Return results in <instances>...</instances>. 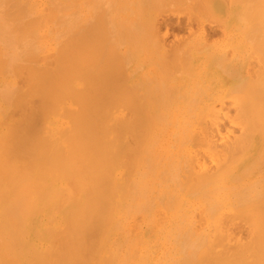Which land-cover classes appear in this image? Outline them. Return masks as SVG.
<instances>
[{"label":"bare ground","instance_id":"1","mask_svg":"<svg viewBox=\"0 0 264 264\" xmlns=\"http://www.w3.org/2000/svg\"><path fill=\"white\" fill-rule=\"evenodd\" d=\"M96 1H93L94 6ZM175 1L179 3L178 0ZM149 2H155L161 6L163 3L168 4L170 0H166L167 3L165 0L160 2L149 0ZM171 2L174 1L171 0ZM85 3L89 2L86 0H0V264H26V257H22L21 254L20 257L15 249L18 246L28 247L31 244L36 245V248L46 245L49 249L55 244L63 250H88V252L95 251L97 248H103V250L108 248L109 250L110 247L119 246L138 247V250H141L139 247L159 248V251H161L160 248L165 250L187 248L207 252L217 249L220 252L226 249L228 251L236 249L237 252H246L245 257L248 264H264V103L261 100L262 87L260 91H257V95H254L258 96V92L259 95L261 93L262 96H258L260 100L251 95L255 92L249 91L250 96L256 100L255 104H252L253 101L250 102L249 98L250 101L245 100L248 101L247 103L240 101L248 94V91L240 90L242 86H245L243 83L239 89L236 88V91H233L234 93L230 92L234 94L235 98L232 97L231 101L235 104H226L233 102L230 99L228 102L222 100V96L220 99L224 103L220 100L218 101L221 103L215 100L220 104L213 103L214 101L205 102V99L197 97L202 89L194 97L190 91L192 99L188 100L192 101L191 103L190 101L170 103L168 101L170 92L168 93L166 88L163 92L166 91L168 95L165 96V93H162L165 97L161 98L159 92L163 88L161 89L160 85H158L159 88L153 89L149 86L150 91L147 89L150 93L155 90L156 94L160 95L159 99L155 98L158 102L150 98L151 95H148L149 98L145 97L142 91L141 95H138L140 91L135 93L138 95L137 99L136 95L127 92L128 90L123 89L122 91L121 89L125 87L121 86L120 89L119 81H115V77L119 75H114L111 70V72L108 70L111 69L109 67H113L114 57L122 53L114 57V54L112 56H109L110 53L105 54L108 56L107 59L113 57L112 60L110 58L112 65L104 69L109 63L102 64L100 67L98 64L96 65L98 70L95 67L96 72L91 70L95 69L90 65L91 51L92 54L95 52V56L92 55L95 61L91 63L94 66V62L98 63L105 58L104 53L108 48L103 47L107 42L101 45L102 35L106 32L105 27L102 29L105 32H101L102 27H99L101 18L104 19L106 16H102L101 13L102 17L95 18L97 21L94 20L95 28L88 25L90 26V31H88L86 25L90 17L85 19L86 22L88 21L86 25L84 17L88 15L87 9L90 4H87L89 7L86 8ZM100 4L96 6L99 7ZM202 5L207 7L206 4ZM120 8L115 12L118 11L119 14ZM166 8L168 7L164 10ZM151 9H153L152 5ZM138 10L142 9L138 8L136 11ZM98 11L95 14L99 13ZM111 11H113L111 15L116 17L114 10ZM248 11L250 9L245 11L246 15ZM121 13L120 15L123 16L121 19L129 20L130 16L126 19L125 14ZM141 13L139 11V14ZM157 13L159 14V8ZM250 14L248 13L251 22L254 13L250 11ZM193 15L191 17H194ZM94 16L93 14V18ZM132 17L129 22L133 21ZM138 18L136 19L139 20ZM110 19L108 26H113L110 23L114 19L112 17ZM253 19L255 21L256 18ZM118 20L119 18L115 19L117 23L124 22ZM190 20L186 23L180 21L172 25V29L176 27L182 29L185 24L188 27ZM90 21L93 22V20ZM157 21L153 22L155 26L160 22L159 19ZM126 23L122 26L130 24ZM159 24L160 27L157 25L159 28L155 26L154 28L159 29L160 33L156 31L155 34L158 32L160 38L155 37L162 40L165 46L167 42L166 37L163 38L164 30L161 33L160 29L165 28L167 24ZM130 25L127 27L130 28ZM161 25H164L163 28ZM254 25L251 29H254ZM143 27L140 28L143 29ZM117 28H115L116 31ZM91 29L95 30V33L93 32L94 47H92L94 41L91 40L93 31ZM112 31L110 35H116L114 30ZM244 31L242 33H246V37H249L248 31ZM124 32L126 33V30H122L121 34ZM107 35L103 39L110 42L111 38L109 36V40ZM138 35L135 34V37L137 38ZM167 35L168 33L165 36ZM147 39L149 40V37ZM208 42L210 43L211 40ZM263 42L264 40L261 41V47L264 46ZM212 45L210 43L209 46ZM245 46L248 45L245 44ZM189 47L187 49H193L194 45ZM92 48H95V51ZM100 48L101 51L105 49L104 58L102 54L99 58ZM111 48H108V52ZM166 48L169 49L166 50L167 52L174 49ZM162 49L163 53L165 49L163 51ZM180 49L177 48L175 53L172 51L169 53L176 55ZM128 50L126 49L125 53ZM189 50L186 51L188 54L191 52ZM261 50L260 56L261 54L263 56L264 49ZM130 51L133 50L130 49ZM227 51L232 54L230 48ZM173 54L170 55V60ZM122 58L124 59V56ZM256 59L255 57L253 59L255 63ZM227 60L228 58L221 59L224 63ZM248 60L250 61L251 58ZM262 60L263 58L259 57L260 66H264ZM206 61H208L207 58ZM246 66L252 71L253 67L251 68L249 63ZM164 69L163 67L161 70ZM129 71L130 69L125 70L126 73ZM225 71L224 73H228ZM120 72L123 73V70ZM253 72L255 71L253 70L251 75ZM231 73L234 74L228 73V75H235V72ZM256 73H254L255 76ZM131 74L126 75L132 76ZM244 75L246 76L242 73V76ZM248 76L250 77V73ZM257 77L252 78L254 83L257 82ZM137 80L139 83L140 79ZM134 83L136 84L135 81ZM246 83L249 85L248 82ZM258 85L256 84V87ZM128 88H130L129 85ZM132 89L134 90L135 86ZM172 90L170 91L177 93V89ZM185 91L183 88L181 92L186 95ZM241 92L244 93L242 95L244 98L241 96L242 99L239 98ZM230 93L227 94V99L229 95H232ZM200 94L202 95V92ZM142 95L148 98V103L138 101L139 96L144 100ZM175 95L178 97L177 94ZM214 96L211 97L216 99ZM188 97L189 95L183 98L186 100ZM177 99L174 101H178ZM234 99L240 102L237 103ZM237 224L246 227L245 239L238 235L240 233L234 232ZM21 234L24 238L26 234L42 236L52 234L58 235L57 238L60 235V239L54 236L57 240H52L55 242L51 245L49 239L45 240L48 241L45 244L44 241V243L39 242L33 237L28 238L29 240L21 239ZM61 235H63L62 238ZM41 239L44 240V238ZM215 252L217 256V251ZM227 254L225 253L223 256L226 255V257L223 258L230 263L234 260L231 258L233 255L227 256ZM79 256H85L81 254L76 256L79 260L81 259L82 264L83 260ZM236 256L235 260L239 261ZM86 257L83 259L89 261ZM189 257L187 255L185 258L189 259ZM72 258L74 259L73 256ZM61 259L59 258L58 261L60 264L67 262ZM78 259L76 263L79 264ZM220 260L224 261L222 258ZM220 260L217 259V261ZM38 263L41 264L40 261Z\"/></svg>","mask_w":264,"mask_h":264},{"label":"rangeland","instance_id":"2","mask_svg":"<svg viewBox=\"0 0 264 264\" xmlns=\"http://www.w3.org/2000/svg\"><path fill=\"white\" fill-rule=\"evenodd\" d=\"M85 1V0H84ZM86 1H88L89 3H85L86 4V8L87 7H91V9H90V7L87 9L89 12H87V16L86 17H84V23H85V25L87 24V22L89 21V23L86 25L87 26V28H88V31H90V29H89V27L90 26H88V25H92V27H94L95 26V24H96V22H94V20L95 21H97L96 19L98 18V17H102V16H106V18L104 17V19H103V17L101 18V26H99V27H102V28H100L101 30L102 29H104L103 27H105V30H106V32H109V33H106L105 32V30L103 31H101V32H105V33H103V38H106V35H107V38L110 40V38H111V40H110V42L107 40V41H105L106 39H103L102 38V44L101 45H103L105 42H107V43H105V45H103V47L106 49V47H108V48H111V47H113V48H111V49H109V52H108V48L106 49V51H105V53H104V50L105 49H102V51H101V48H100V56H99V58H101V54L103 55V53H104V55L106 54V55H108V53H110L109 54V56H112L113 54V57L114 56H117V55H119V54H121L122 55V57L124 56V59L121 57V55H119V56H117V57H119L118 59H117V57H114V59L112 60V58L113 57H110L111 58V60H112V63H114V64H116V66H118V67H116L114 64L112 65V63H111V60H110V58L109 59H107L108 58V56H106L105 55V58H104V55H103V57L102 58H104L105 59V61H104V59L102 60L101 59V61L100 62H94L93 64H94V66L91 64L93 61H95V59H94V57L92 56V55H94L95 56V52L92 54V51H91V63H90V65L92 66V68L94 67H96L97 68V70H98V67L96 66V65H98V64H100L99 65V67L100 66H102V64H104V65H107V63H109L108 64V66H103L104 67V69H107V67H109V65L111 66H115L114 68L116 69H114V71L112 70V68L113 67H109V68H111V69H108L109 71L111 70L112 72H113V74L114 75H119V76H117V78L115 77V81H119L118 83H120L119 85V88L121 89L122 87H125V88H122L121 90L122 91H126V90H128L127 92H129V93H131V94H134V96L137 94V93H139V91L141 92H143V95L145 96V97H148V95H151V96H149L150 98H154V100L156 101V102H158V100L157 99H159L160 98V95H161V98H163L164 99V97L166 96V95H168L167 94V92L165 91V92H163L165 89L164 88H166V90L168 91V93H169V95L172 97H170L169 95H168V98H169V102L170 103H176V102H183V103H188V101H190L191 99H192V97H194L195 95H196V93L198 94V91L200 90V89H202L201 91H199L200 93L202 92V95L199 93V95L197 96V97H199L200 96V98H202V99H205L204 101L205 102H211L212 103V101H214L213 103H216V104H220L221 102L220 101H222L223 99H224V101L225 100H227V102L229 101V99H230V101L232 100V97H234L233 95V91H236V88H240L241 87V84L243 83V85L245 84V86L247 87H245V86H242L241 87V91L243 92V90L242 89H244L246 92L248 91V94H247V97H246V95H245V97L247 98H245V99H243V100H240V99H242V97L244 98V96H242V95H244V93L242 94V92L241 93H239L240 95V99L239 98H236V99H239L241 102L242 101H245V100H249L250 102H252L253 101V103L252 104H255V102L254 101H256V100H254V98L253 97H251L250 96V94L251 93H253V92H255V93H253V94H251V95H257L256 93H257V91H260L261 90V87H262V94H263V96L261 95V93H260V95L262 96V98H261V100H263V103H264V77H263V75H264V66H260L261 65V63H259L260 62V60H259V62H258V59H259V57H261V59L263 58V60H262V65H264V55L262 56V54H261V56H260V53H262L261 51V49L263 48L264 49V46L263 47H261L262 45V43H261V41L262 40H264V16L262 17V15H264L262 12H264V0H178V2L179 3H177V1H175V0H173L174 2L172 3L171 2V0H170V2H168V4H165V3H163L161 6H160V4H158V3H156L155 4V2L153 3H150L149 2V0H147V2H148V7H147V2H146V0H132L131 2H129L130 0H111L110 1V3H109V0H105L104 2H103V0L102 1H100V0H86ZM93 1H96L95 2V6H94V3H93ZM143 1V3H141ZM145 1V2H144ZM153 1V0H152ZM161 1V0H160ZM159 0H158V2H160ZM101 2H103L102 4H100ZM105 2H106V4H105ZM114 4V6H113V4ZM164 2V1H163ZM165 2H166V0H165ZM204 2V3H203ZM136 3H137V5H136ZM139 3H140V5H139ZM167 3V2H166ZM187 3V4H186ZM199 3H200V5H199ZM207 3H209L208 5H207ZM89 6H88V5ZM97 4H100L99 5V7L98 6H96ZM108 4H111V5H108ZM165 4V5H164ZM202 4H206V6L207 7H205L204 5H202ZM102 5H103V7H102ZM150 5V6H149ZM151 5H152V7H153V9H151ZM165 7H168V8H166L165 10H164V6ZM210 5V6H209ZM228 5V6H227ZM105 6H106V8H105ZM107 6L109 7V8H107ZM112 6V7H111ZM124 6V7H123ZM134 6V8L132 9V7ZM138 7L139 9H142V10H138V11H136L138 8H136L135 9V7ZM247 6H248V9H247ZM93 7H95V8H93ZM96 7H97V10H99L98 12L99 13H97V14H95L96 13V11H95V9H96ZM100 7H102V8H100ZM113 7L115 8V9H113ZM121 7V8H120ZM126 7H127V9H126ZM146 7V8H145ZM161 7H162V9L164 10H162L161 9ZM204 7V8H203ZM209 7V8H208ZM118 8H120V11L121 12H123V13H121L120 11H119V14L117 13V12H115V10L117 9V10H119ZM123 8V9H122ZM124 8L126 9V10H124ZM158 8H159V14H161L160 16H159V14L157 13V10H158ZM202 8V9H201ZM207 10H206V9ZM228 10H227V9ZM90 9V10H89ZM94 10V12H93V10ZM109 9V10H108ZM132 9V10H131ZM146 9V10H145ZM168 9V10H167ZM249 10L250 9V11H251V13H254L253 15H252V20H251V22H250V19H251V17L248 15V13L250 14V11H248L247 12V15H246V10ZM103 10H105L104 11V13L102 12ZM111 10H114V12L116 13H114L115 15H116V17H113L111 14H112V12L113 11H111ZM123 10V11H122ZM206 10V11H205ZM214 10V11H213ZM227 10V11H226ZM238 10V11H237ZM245 10V11H244ZM111 11V12H110ZM128 12V14H127V12ZM136 11V12H135ZM139 11H140V13L141 14H139ZM161 11V12H160ZM205 11V12H204ZM236 11V12H235ZM132 12V13H131ZM133 12H134V14H133ZM138 12V13H137ZM144 12V13H143ZM200 12V13H199ZM209 12V13H208ZM91 13V14H90ZM101 13H102V16H101ZM120 13L121 14H125V18L127 19V18H129V16H130V18L134 15V17H132V19H133V21L131 20L130 22H129V20H130V18H129V20L127 21V20H125L124 18H122V19H124L123 21H122V19H121V16L122 15H120ZM130 13V14H129ZM137 15H136V14ZM243 13V14H242ZM93 14L95 15L94 16V18H93ZM100 16H99V15ZM105 14V15H104ZM108 14H110L111 15V17L114 19H112L113 20V22L115 21V19H117V18H119V20H121L123 23L122 24H124V23H126V22H128V23H132V22H134V24L132 23L131 25L130 24H128V25H130V28H128L127 26H126V24L124 25V27H125V29H124V27L122 26V24H121V22H111L110 23V25H113L114 26V29H113V26H108L109 25V22H110V15H108ZM133 14V15H132ZM194 14V15H193ZM114 15V16H115ZM194 16V17H191V16ZM199 15V16H198ZM251 15V14H250ZM258 15H260V16H258ZM117 16H119V17H117ZM138 16H140L139 18H138ZM142 16V17H141ZM155 16H156V19H155ZM198 16V17H197ZM88 17H90V18H88ZM123 17V16H122ZM188 17H189V19H188ZM191 17V18H190ZM250 17V18H249ZM256 18L255 19V21H253L254 19L253 18ZM88 18V19H87ZM96 18V19H95ZM136 18H138L139 20H137ZM152 18V19H151ZM159 19V23H162V24H167V26L165 25V28H163V26L164 25H161L162 27L161 28H163V29H160V31H161V33L163 32V30H164V35H163V38H165V41L167 42H165L166 44H164L165 46H163V42H162V40H160L159 38H160V35H158L160 32L158 31L159 29H157V30H155L160 24L159 23H157V25L155 26V23H156V21ZM198 18V19H197ZM261 18V19H260ZM85 19H87L88 21L86 22V20ZM136 19V20H135ZM146 20V22H144L145 20ZM191 19V20H190ZM260 20L259 22L257 21V20ZM90 20H93V22L91 23V21ZM107 20H108V22H107ZM118 20V21H119ZM142 20V21H141ZM188 20H190L189 21V25H188V27L187 26H183V28L182 29H179V28H174V29H172V25H174V24H177L178 22H180V21H182L183 23H186ZM248 20V21H247ZM262 20V21H261ZM102 21H103V23H102ZM105 21H106V23H107V26H106V23H105ZM126 21V22H125ZM135 21H137V22H135ZM155 21V23H153ZM185 21V22H184ZM254 23H253V22ZM257 21V22H256ZM158 22V21H157ZM165 22V23H164ZM249 22H250V24H249ZM261 22V23H260ZM95 23V24H94ZM105 23V24H104ZM151 23V24H150ZM252 23V24H251ZM119 24V25H118ZM255 24V25H254ZM262 24H263V26H262ZM100 25V24H99ZM118 25V26H117ZM133 25V26H132ZM140 27H143V29L142 28H140ZM252 25H254V29H251V26ZM120 27V28H117V27ZM121 26H122V29H121ZM132 26V27H131ZM154 26L156 27V28H154ZM228 26V27H227ZM230 26V27H229ZM255 26H256V28H255ZM91 27V28H92ZM107 27H109V28H111V29H109V28H107ZM137 27V28H136ZM160 27V26H159ZM158 27V28H159ZM215 27H216V29H215ZM227 27V28H226ZM248 27V28H247ZM95 28V27H94ZM109 29V30H107V29ZM115 28H117L118 30V32L116 31V29ZM127 28V29H126ZM133 28V29H132ZM149 28H150V30H149ZM167 28V29H166ZM245 28H247V30L245 29ZM249 28H250V30H249ZM252 28H253V26H252ZM136 29V30H135ZM218 29V30H217ZM244 29H245V31H244ZM256 29V30H255ZM263 29V30H262ZM91 30H93L92 31V36H91V32H89L90 33V36H91V40H93V37H94V34H93V32L95 33V30L94 29H91ZM111 30V31H110ZM112 30H114V32L116 33V35H110L111 34V32L113 33V31ZM122 30L123 31H125L126 30V33L124 32V33H122L121 34V32H122ZM129 30V31H128ZM146 30V31H145ZM215 30V31H214ZM255 30V31H254ZM121 31V32H120ZM128 31V32H127ZM137 31V32H136ZM141 31V32H140ZM156 31H158L156 34H155V32ZM213 31H214V33H213ZM218 31V32H217ZM225 31V33H227V34H225V33H223ZM228 31V32H227ZM247 32V33H249L250 35H248L249 37H246L247 36V34L246 33H242V32ZM254 31V32H253ZM149 32V33H148ZM152 34H151V33ZM256 32V33H255ZM118 33H120V34H118ZM130 33V34H129ZM141 33V34H140ZM144 33V34H143ZM168 33V35L167 36H165L166 34ZM255 33V34H254ZM134 34V35H133ZM135 34H139L138 35V37L136 38L135 37ZM151 34V35H150ZM223 34H225V36L223 35ZM252 34V35H251ZM127 35V36H126ZM143 35V36H142ZM154 35V36H153ZM255 35V36H254ZM257 35V36H256ZM259 35V36H258ZM109 36H110V38H109ZM115 37V38H112V37ZM137 36V35H136ZM149 37V40L147 39L148 37ZM151 36V37H150ZM154 38H153V37ZM158 37L159 36V38L157 39L156 37ZM208 36V37H207ZM118 37H119V39H118ZM135 37V38H134ZM141 37H142V39H141ZM144 37H146V38H144ZM162 37V36H161ZM210 37V38H209ZM240 37V38H239ZM254 37V39H252ZM257 37V38H256ZM259 37V38H258ZM124 38V39H123ZM151 38V39H150ZM156 38V39H155ZM248 38H249V40H248ZM117 39V40H116ZM136 39V40H135ZM144 39V40H143ZM167 39V40H166ZM209 39V40H208ZM237 39V40H236ZM104 40V41H103ZM158 40L161 42H158ZM210 41L211 40V44H213L212 46H209L210 45V43L208 42H205V41ZM214 40V41H213ZM247 40H248V42H247ZM250 40H251V42H250ZM261 40V41H260ZM94 41V43L92 44L93 46L92 47H94V45H95V40H93ZM129 41H131V42H129ZM136 41V42H135ZM187 41V42H186ZM212 41H213V43H212ZM258 41V42H257ZM260 41V42H259ZM118 44H117V43ZM145 42V43H144ZM155 42V43H154ZM247 42V43H246ZM252 42H253V45H252ZM101 43V42H100ZM108 43H109V45H111V47H109V45H108ZM115 43V44H114ZM120 43H122V44H120ZM157 43V44H156ZM204 43V44H203ZM249 43V44H248ZM258 43V44H257ZM260 43V44H259ZM138 44V45H137ZM151 44V45H150ZM197 44V45H196ZM206 44H207V46H206ZM245 44H247L248 46L246 47L245 46ZM152 45L155 47H152ZM161 45H162V48H164L165 49V51H163L164 49H162L161 48ZM194 45V47L196 46V48H194L193 47V49L191 48L192 46ZM204 45V46H203ZM237 45V46H236ZM250 45V46H249ZM260 45V46H259ZM263 45H264V42H263ZM125 46H127L126 47V49L129 51H127L126 53H125V51H126V49L124 50V47ZM160 48H159V47ZM189 46H191V47H189ZM214 46H215V48H214ZM244 46V47H243ZM96 47V46H95ZM102 47V48H103ZM119 47V48H118ZM129 47V48H128ZM166 47H169L170 49L171 48H174V49H172L171 51L172 52H176V50H177V48L178 49H180L179 50V52L177 51V54L176 55H174L173 53H169V52H171V51H169V52H167L169 49H167ZM191 48L190 50H191V52H189V54H188V52H186L187 50H189V49H187V48ZM240 47V48H239ZM249 47H251V48H249ZM258 48V50H257V48ZM261 47V49H259ZM158 48V49H157ZM183 48V49H182ZM212 48V49H211ZM230 48V51L232 52V54L230 53H228V49ZM237 48V49H236ZM246 48H248V49H246ZM253 48H255V49H253ZM93 49V48H92ZM95 49V48H94ZM93 49V51H95ZM130 49L131 50H133V51H130ZM145 49H147V51L145 52ZM161 49H162V51H163V53L161 52ZM209 49H211V50H209ZM251 49V50H250ZM112 50V52H110ZM114 50V51H113ZM118 50V51H117ZM124 50V51H123ZM155 50V51H154ZM167 50V51H166ZM175 50V51H174ZM182 50V52H180ZM189 50V51H190ZM216 51V52H214V51ZM233 50V51H232ZM238 50V51H237ZM259 51V52H257V51ZM157 51V52H156ZM217 51H221V52H217ZM241 51V52H240ZM252 51V52H251ZM264 51V50H263ZM114 52V53H113ZM117 54H116V53ZM166 52V53H165ZM184 52V53H183ZM194 52V53H193ZM206 52H208V53H206ZM237 52V53H236ZM250 52H251V57H250ZM258 54V55H256V53ZM112 53V54H111ZM167 53H169L168 55H166ZM191 53V54H190ZM206 53V54H205ZM253 53V54H252ZM163 54L165 55V56H163ZM174 55V56H172V58H171V60L169 59V57H170V55ZM241 54V55H240ZM264 54V53H263ZM129 55V56H128ZM135 55V56H134ZM159 55V56H158ZM187 55V56H186ZM189 55V56H188ZM193 56L192 57V60H191V56ZM205 55V56H204ZM207 55V56H206ZM229 55H232V56H229ZM252 55H255V56H252ZM142 56V57H141ZM168 56V57H167ZM206 57L207 58V60L208 61H206V58L204 59V57ZM219 56V57H218ZM223 58H222V57ZM228 56V57H227ZM121 57V58H120ZM132 57V58H131ZM167 57V58H166ZM187 57H189V58H187ZM200 57H201V59H200ZM203 57V58H202ZM221 57V58H220ZM254 57L255 58H257L256 59V63H255V61L253 60L254 59ZM129 58H131V59H129ZM198 58L200 59V60H198ZM228 58V62L227 61H225V63L223 62V61H221V59L222 60H224V59H227ZM230 58V59H229ZM251 58V62L248 60V59H250ZM120 59H122V60H120ZM125 59H126V62H125ZM215 59H216V61H220V62H216L215 61ZM107 60H109V61H107ZM118 60H119V63H117L118 62ZM161 60V61H160ZM169 60V61H168ZM209 60H210V62H209ZM213 60V62H211ZM232 60V61H231ZM253 60V61H252ZM116 61V62H115ZM124 61V62H123ZM128 61V62H127ZM165 61V62H164ZM247 61H248V63H249V66H251L252 64L253 65H255V64H257V65H255V66H258V67H255V66H251V68L253 67V69H252V71L254 70L255 72H253V74L252 75H254V73H256V71H257V73H256V76H258L257 78V82L256 83H254V80L252 79V78H256V76L254 75V76H252L251 75V70H249V68L250 67H248V66H246V64H248L247 63ZM102 62V63H101ZM104 62H106V63H104ZM121 62V63H120ZM163 62H164V64H163ZM169 62V63H168ZM216 62V63H215ZM162 63V64H161ZM166 63H167V65H166ZM173 63V64H172ZM201 63V64H200ZM252 63V64H251ZM255 63V64H254ZM123 64V65H122ZM190 64V65H189ZM191 64L193 65V66H191ZM197 64V65H196ZM212 64H213V66H212ZM218 64V65H217ZM163 65V66H162ZM169 65V66H168ZM206 65V66H205ZM226 65V66H225ZM91 66H90V68H91ZM138 67V68H136V67ZM200 66V67H199ZM224 66H225V68H224ZM120 67H121V69H120ZM122 67H123V69H122ZM142 67V68H141ZM163 67L165 68L164 70H161V69H163ZM166 67H167V69H166ZM189 67V68H188ZM210 67V68H209ZM247 67V68H246ZM260 67H261V69H260ZM96 68L95 69H91L92 71H97L96 70ZM125 68V69H124ZM126 68H128V69H130V71L128 72V73H126L125 72V70H127L128 71V69H126ZM144 68V69H143ZM120 69V70H119ZM131 69H132V71H131ZM149 69V70H148ZM258 69V70H257ZM260 69V70H259ZM108 70H106V71H108ZM123 70V73L122 72H120V71H122ZM169 70V71H168ZM194 70V71H193ZM224 70H226V71H228V73H230V75L231 74H234V73H231V72H235V75L237 74L238 76L236 77L235 75H232V76H229L228 75V73L226 74V73H224ZM263 70V71H262ZM110 71V72H111ZM117 71V72H116ZM136 73V74H134V72ZM162 71H163V73H162ZM191 71H192V73H191ZM216 71V72H215ZM248 71H251V72H249L250 73V77L248 76L249 75V73H248ZM261 71V72H260ZM124 72L126 73V74H131V72H132V76L134 77V78H132V76H130V75H126V74H124ZM167 72H169V73H167ZM194 72V73H193ZM116 73V74H115ZM119 73V74H118ZM149 74V77H147V75ZM242 73H245L246 74V76L244 75V76H242ZM260 73V75H258ZM261 73H263V74H261ZM121 74V75H120ZM166 74V75H165ZM191 74V75H190ZM151 75V76H150ZM165 75V76H164ZM241 75V76H240ZM122 76V77H121ZM126 76H129L128 78L126 77ZM146 76V78L144 79V77ZM164 76V77H163ZM208 76V77H207ZM112 77V76H111ZM123 78V80H121V78ZM124 77H125V79H124ZM165 77H168V78H165ZM249 77V78H248ZM263 77V78H262ZM114 78V77H113ZM140 79L139 80V83L137 82L138 80L137 79ZM142 78V79H141ZM117 79V80H116ZM120 79V80H119ZM128 79H129V81H128ZM137 81H136V80ZM150 79H151V81H150ZM154 79V80H153ZM223 79V80H222ZM250 79V80H249ZM263 79V80H262ZM126 80H127V82H126ZM164 80V81H163ZM193 80V81H192ZM247 80V81H246ZM251 81V82H249V81ZM134 81L136 82V84H137V87H136V84L134 83ZM140 81H141V83H142V85H141V83H140ZM244 81H245V83H244ZM252 81H253V83H252ZM116 82V83H117ZM122 82H123V84H122ZM126 82V83H125ZM223 82V83H222ZM246 82H248V84L249 85H247V83ZM130 83H134V84H131L130 85ZM210 83V84H209ZM219 83V84H218ZM234 83V84H233ZM252 83V84H251ZM162 84H164V85H162ZM196 86H195V85ZM212 84H213V87H212ZM256 84L258 85L257 87H256ZM109 85V84H108ZM125 85H127V86H125ZM128 85H129V87L130 88H128ZM147 85V86H146ZM158 85H160V88L162 87L163 88V90H161L160 92H159V97H158V95L156 94V91H155V94H156V96H154L155 94H154V91H151V93L152 94H154V95H152L149 91H150V89H153V88H159L158 87ZM177 85H178V87H177ZM222 85H224V86H222ZM122 86V87H121ZM134 86H135V89L136 88H138L137 90H138V92H137V90H133L132 89V87L134 88ZM149 86L150 87H152V88H150L149 89ZM164 86V87H163ZM182 86H185V87H182ZM187 86V87H186ZM194 86H195V88H194ZM209 86V87H208ZM216 88H215V87ZM222 86V87H221ZM252 86H253V88H252ZM260 86V87H259ZM206 87V88H205ZM256 87V88H255ZM161 88V89H162ZM177 89V93H175V91L174 92H172L173 90L172 89ZM183 88H184V91L185 92H187L188 93V95H189V97L185 100L183 97H186V96H188L187 95V93H186V95L185 94H183L181 91L183 90ZM212 88V89H211ZM224 88H226V89H224ZM124 89V90H123ZM149 91H148V90ZM189 89V90H188ZM208 89V90H207ZM219 89V90H218ZM247 89V90H246ZM251 89V90H250ZM256 89H258V90H256ZM129 90H131V92L129 91ZM158 90H160V89H158ZM170 90H172V91H170ZM193 90H195V91H193ZM221 90V91H220ZM226 90V91H225ZM145 91V92H144ZM190 91H192V93L190 92ZM212 91V92H211ZM220 91V92H219ZM233 92V93H230V92ZM238 91V90H237ZM249 91L251 92L250 94H249ZM134 92V93H133ZM142 92L141 93H139L138 95H141L142 94ZM147 92H149V93H147ZM193 92H194V94H193ZM206 92H207V94H206ZM222 92H223V94H222ZM246 92H245V94H246ZM136 93V94H135ZM157 93H158V91H157ZM165 95H163V94ZM172 93H174V94H172ZM189 93H191V94H189ZM209 93V94H208ZM216 93V94H215ZM232 94V95H229V97H228V99L226 98L227 97V94ZM236 93V92H235ZM238 93V92H237ZM175 94H177V96L178 97H176V95ZM218 94H220V95H218ZM138 95H136L135 97L137 98L138 97ZM143 95L141 96L144 100H142L141 98H140V96H139V100L138 101H140V102H142V103H146V101L148 100V98H144L143 97ZM163 95V96H162ZM172 95H174V96H172ZM182 95V97H180ZM183 95H185V96H183ZM213 95H215L214 97H216V99H213V97H211V96H213ZM216 95H218V96H216ZM223 95H225V97H223ZM236 95V94H235ZM248 95H249V97H248ZM259 95V92H258V96H260ZM154 96V97H153ZM192 96V97H191ZM205 97V98H203V97ZM220 96H222V100L220 99ZM238 96V95H237ZM242 96V97H241ZM258 96H254L255 98L256 97H258ZM175 97V98H174ZM217 97H218V99H217ZM231 97V98H230ZM155 98H157V99H155ZM176 98H178L177 100L178 101H174V99H176ZM226 98V99H225ZM235 98V97H234ZM249 98V99H248ZM259 98V97H258ZM138 99V98H137ZM142 101H141V100ZM170 99H173L172 101H170ZM188 99H190V100H188ZM257 99V98H256ZM215 100H217V102H220V103H217ZM218 100H220V101H218ZM235 100V99H234ZM238 100V101H239ZM259 100H260V98H259ZM237 103H238V101L237 100H235ZM239 101V102H240ZM123 102V101H122ZM161 102H162V100H161ZM192 101H190V103H191ZM231 102H233V101H231ZM248 101H245L244 103H247ZM120 103H121V101H120ZM147 103H148V101H147ZM222 103H224L223 101H222ZM226 103V102H225ZM258 103H260V102H258ZM226 104H235V102H233V103H226ZM236 227L238 226V228H236V227H234V232L235 233H240V234H238V235H240V237L241 238H243L244 237V239L246 238V236H247V230L246 231H244L245 230V228L246 227H244V226H242L241 227V225H239V224H237V225H235ZM240 226V227H239ZM26 235H29V236H26ZM25 235V238H24V235L22 236V234H21V239L23 238V239H25V240H27L28 238H34V239H36V240H39V242H41L42 241V243H44L45 242V244H47L48 243V241H50L51 242V245H52V243H54L55 241H52V240H55L56 238H57V236H55V235H38V234H26ZM34 235V236H33ZM37 235V236H36ZM54 236L56 237L55 239H54ZM62 236L63 235H61V238H62ZM44 238V240L43 239H41L40 240V238ZM59 237H60V235H59ZM58 237V238H59ZM52 238V239H51ZM57 238V239H58ZM49 239V240H48ZM51 239V240H50ZM56 239V240H57ZM60 239V238H59ZM29 240V239H28ZM45 240H48L47 242L45 241ZM44 241V242H43ZM32 245V246H31ZM31 245H28V247H25V246H18V247H23V248H21V249H19L17 246V248H18V250H17V248L15 249V252H17V254L21 257V255H22V257H26V264L28 263H31L32 261V263L31 264H40V263H38V261H40L41 262V264H54V263H59L60 264V262H58L59 261V258L61 259V257H63V259H61V260H63L64 261V257H68V259H67V257H66V259H65V262H66V260H67V262L65 263V262H63V263H65V264H69L70 262L72 263V264H75L76 262H77V257H78V255L79 254H81L82 256H88L89 258H87L89 261H85L83 258H85V257H80V258H82V260H83V263L82 264H184V262H186L185 264H218V262H219V264H232V262L233 261H235V263L237 262L238 264H248L247 263V261H246V252H244V251H241L243 254H240L241 252L240 251H238L237 252V250L236 249H234L235 250V252L233 253V249H230L229 251H228V249H226V250H224V252H222V250H221V252H220V250L219 249H217V250H211V251H203V250H190V249H187V250H189V251H187L186 249H172V248H168V249H161L160 248V250L161 251H159V248H146V247H139V249H141V250H138V247H126V246H124V247H121V246H119V247H110V249L108 250V248H105L104 250H103V248H97L95 251L94 250H92L91 252H88V250L87 251H84V250H82V251H76V250H63L62 248H60V247H58V245L56 246L55 244H53L52 246L53 247H50V249L47 247L46 248V245H44V246H40V248H36L37 246L36 245H33V244H31ZM56 246V247H55ZM58 248L57 250H55V248ZM25 248H26V250H25ZM60 248V249H59ZM112 248H114V249H117V250H114V249H112ZM134 248H135V250H136V253H135V250H134ZM24 249V250H23ZM33 249H35V250H33ZM38 249V250H37ZM46 249H49L48 251H46ZM63 251H62V250ZM121 249V250H120ZM20 250V251H19ZM29 250V251H28ZM40 250V251H39ZM44 252H43V251ZM61 250V251H60ZM156 250V251H155ZM178 250V251H177ZM53 251V252H52ZM67 251V252H66ZM90 251V250H89ZM187 251V255H188V257H189V255H190V257H189V259L188 258H185L187 255H185V252ZM215 251H217V256L215 255ZM232 251V252H231ZM102 254V255H100V253ZM110 252V253H109ZM193 252V254H191ZM212 252H214L213 253V255H212ZM218 252H220V254L221 253H223V254H221L222 256H220V254L218 253ZM230 252V253H229ZM48 253V254H47ZM59 253V254H58ZM93 253V254H92ZM189 253V254H188ZM227 254V256H230V254H232L233 256H231V258L232 259H234V260H231V262H230V260H228L230 263H228L227 262V260L226 259H224L225 257H226V255L225 256H223L224 254ZM236 253V254H235ZM239 253V254H238ZM21 254V255H20ZM201 256H200V255ZM206 254V255H205ZM209 254L212 256H209ZM27 255V256H26ZM41 255V256H40ZM43 255V256H42ZM46 257H45V256ZM52 255V256H51ZM55 255V256H54ZM192 255V256H191ZM205 255V256H204ZM236 255H238V257L236 256ZM39 258H38V257ZM50 256V257H49ZM70 256H71V258H70ZM72 256L74 257V259L72 258ZM77 256V257H76ZM182 256L184 257V258H182ZM195 256V257H194ZM198 256V257H197ZM220 256V257H219ZM235 256H236V258H237V260H239V261H236L235 260ZM239 256H242L241 258L239 257ZM32 257V259L30 260V258ZM47 257H49L48 259H47ZM54 257V258H53ZM58 257V258H57ZM77 259H76V258ZM200 257V258H199ZM206 257H208V259H206ZM215 257V258H214ZM224 257V258H223ZM244 257H245V260H244ZM28 258V259H27ZM46 258V259H45ZM71 260H70V259ZM91 258V259H90ZM105 258V259H104ZM110 258V259H109ZM172 258V259H171ZM202 258V259H201ZM223 259L224 261H222V260H220V259ZM45 259V260H44ZM49 259L51 260L50 262H49ZM75 259H76V261H75ZM178 259H179V261H178ZM180 259H182L181 261H180ZM196 261H195V260ZM209 259H211V260H209ZM217 259H219L220 261H217ZM55 260V261H54ZM60 260V261H61ZM171 262H170V261ZM206 260V261H205ZM214 260V261H213ZM242 260H243V263H242ZM53 261V262H52ZM70 261V262H69ZM97 261V262H96ZM99 261V262H98ZM123 261V262H122ZM175 261V262H174ZM177 261V262H176ZM190 261V262H189ZM212 261V262H211ZM241 261V262H240ZM245 261H246V263H245ZM75 262V263H74ZM78 262H79V264H81L80 262H81V259L79 260L78 259ZM109 262V263H108ZM235 263H233V264H235ZM61 264H62V262H61ZM76 264H78V263H76Z\"/></svg>","mask_w":264,"mask_h":264}]
</instances>
